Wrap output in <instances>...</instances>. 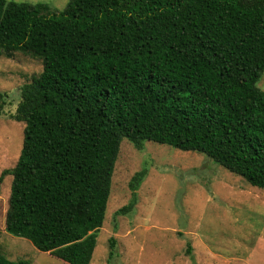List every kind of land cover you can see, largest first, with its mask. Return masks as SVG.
Here are the masks:
<instances>
[{"label":"trees","instance_id":"obj_1","mask_svg":"<svg viewBox=\"0 0 264 264\" xmlns=\"http://www.w3.org/2000/svg\"><path fill=\"white\" fill-rule=\"evenodd\" d=\"M15 53L42 71L11 116L24 128L0 175L12 178L4 231L36 250L90 264L122 140L200 153L264 190V0H69L60 12L0 0V56Z\"/></svg>","mask_w":264,"mask_h":264},{"label":"rangeland","instance_id":"obj_2","mask_svg":"<svg viewBox=\"0 0 264 264\" xmlns=\"http://www.w3.org/2000/svg\"><path fill=\"white\" fill-rule=\"evenodd\" d=\"M9 1L60 12L69 0ZM41 71L29 56H0V175L15 166L22 146L24 124L11 119L19 88ZM256 87L264 92V72ZM142 170L132 212L116 216L131 201L132 176ZM11 181L0 182V254L12 262L65 264L4 231ZM90 264H264V190L200 153L153 142L138 151L122 140Z\"/></svg>","mask_w":264,"mask_h":264}]
</instances>
